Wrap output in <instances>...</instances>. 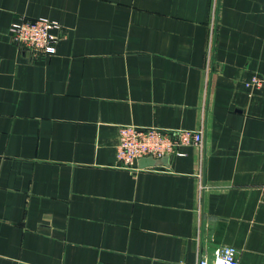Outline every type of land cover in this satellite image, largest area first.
I'll list each match as a JSON object with an SVG mask.
<instances>
[{
    "label": "crops",
    "instance_id": "crops-1",
    "mask_svg": "<svg viewBox=\"0 0 264 264\" xmlns=\"http://www.w3.org/2000/svg\"><path fill=\"white\" fill-rule=\"evenodd\" d=\"M23 17L64 27L54 56L13 42ZM255 76L264 0H0V264H198L222 246L264 264ZM123 125L201 129L204 147L121 168Z\"/></svg>",
    "mask_w": 264,
    "mask_h": 264
},
{
    "label": "built area",
    "instance_id": "built-area-1",
    "mask_svg": "<svg viewBox=\"0 0 264 264\" xmlns=\"http://www.w3.org/2000/svg\"><path fill=\"white\" fill-rule=\"evenodd\" d=\"M10 36L21 51L31 57L51 58L57 53V46L64 36V27L57 21L48 18L29 20L23 17L12 24ZM212 35L210 48L212 49ZM247 86H264V80L255 76ZM204 130H166L158 127L140 128L135 125H123L119 128L117 145V163L119 167L134 169L136 163L152 157H184L185 148H203ZM205 187H202L204 189ZM198 264H240L239 251L233 246H222L210 257L201 252Z\"/></svg>",
    "mask_w": 264,
    "mask_h": 264
},
{
    "label": "water",
    "instance_id": "water-1",
    "mask_svg": "<svg viewBox=\"0 0 264 264\" xmlns=\"http://www.w3.org/2000/svg\"><path fill=\"white\" fill-rule=\"evenodd\" d=\"M168 160H169L168 157H164V158L159 159V160H155L154 158L149 157V158L145 159L144 161L148 162L149 164H164Z\"/></svg>",
    "mask_w": 264,
    "mask_h": 264
}]
</instances>
